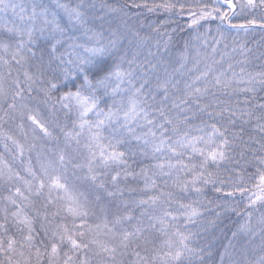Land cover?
<instances>
[{
	"label": "snow or ice",
	"instance_id": "obj_1",
	"mask_svg": "<svg viewBox=\"0 0 264 264\" xmlns=\"http://www.w3.org/2000/svg\"><path fill=\"white\" fill-rule=\"evenodd\" d=\"M95 7L90 0H79L75 6L0 0V53L4 54L0 55L4 69L0 71V141L21 163L26 151H36L38 163L34 168L29 157L21 176L0 156V181L11 185L8 195L0 196V264H122L118 257L130 249L134 264H205L204 249L192 246L196 233L182 231L178 223L191 224L203 213L197 201L185 204L180 196L201 195L205 187L217 184L221 186L217 192L232 189L228 198H247L245 221L238 231L254 234L255 214L264 251V103L241 109L220 98L237 91L254 98L255 87L233 85H252L256 77L237 80L235 72L229 77L213 60L180 87L175 77L190 70L185 54L179 68H173L168 55L171 36L152 45L150 37L135 33V51L126 50L118 29L109 28L106 36L104 30L90 26ZM100 7L122 11L111 5ZM161 7L171 11L177 5ZM257 9L262 12L259 19L246 14ZM179 11H185V4H179ZM187 15L190 27L219 21L220 39L213 41L217 46L227 39L221 28L247 33L259 27L264 32V0H198ZM240 49L247 51L242 44ZM216 51L213 47L212 52ZM257 76L264 87V73ZM68 82L75 91L58 98L52 95ZM73 109L76 119L69 127L61 123L58 113L68 120ZM253 119L260 139L250 136L245 141L243 127L240 132L234 129L238 122L242 126ZM9 120L19 121L16 127L25 143L4 129ZM238 140L240 156L250 152L258 165L251 176L257 181L252 188L240 173L238 180L227 185L221 179L220 169L233 161ZM48 143L52 146L45 147ZM81 152L86 153L84 162L73 167L84 172L77 178L85 182L84 191L68 179L71 153ZM137 155L154 163L134 175L128 171V160ZM129 177L143 180L139 191L146 198L121 200L123 211L113 213L110 198L123 195L120 179ZM134 208L141 209L139 216L133 215ZM90 219L98 222L90 224ZM154 232L163 234L162 247L153 249L151 257L141 256L133 244L139 247L137 242ZM226 261L264 264V255L253 261L243 250L234 254L225 248L219 264Z\"/></svg>",
	"mask_w": 264,
	"mask_h": 264
},
{
	"label": "trees",
	"instance_id": "obj_2",
	"mask_svg": "<svg viewBox=\"0 0 264 264\" xmlns=\"http://www.w3.org/2000/svg\"><path fill=\"white\" fill-rule=\"evenodd\" d=\"M24 2L29 3L30 0H24ZM43 2L48 5L61 3L75 6L79 0H43ZM90 2L96 5L95 9L90 13V17L93 21L90 26L94 27L97 31L104 30L106 36L109 28L118 29L120 34L124 37L123 47L126 50L135 51L133 46L135 42V33H139L141 37H150L152 45H154L156 41L163 43L169 39V36H171L168 55L171 59L172 66L174 67L175 58L181 54H187V51L190 53L189 56L192 57L191 61H189V66H186V69L190 71L185 72L183 76L184 81L190 76L198 75L199 71L204 70L205 65L210 63V58H214L215 61L220 62L215 65V67L219 68L221 71H226V67L229 64L232 62L234 64L237 62L239 63L243 58H249L248 60H251L248 64L253 70L259 71L255 68L256 66L260 70H264V32H262L259 27H257L255 31L250 30L247 33L226 31L224 28H221L220 31L227 36V39L217 46L213 41L220 39V36L216 31L219 25L218 20L201 21L199 25L190 27L191 19L187 15V9L194 6L198 0H90ZM204 2L211 3V0H204ZM137 4L140 5V7L134 6ZM145 4L148 7H145ZM164 4H176L177 7L169 11L161 7V5ZM179 4H185V11L183 13L179 11ZM101 5H111L112 7L121 8L122 11L109 12L106 8L102 9L100 7ZM246 14L249 15L250 18L254 16L259 19L262 12L260 9H257L254 13ZM240 22L243 21H233V23ZM157 29H159V33L156 31ZM2 31L3 30H0V32ZM197 36L202 37V39L199 41L196 40L195 38ZM204 40L207 41L206 45L204 44ZM186 42L188 43L187 49H185ZM241 44L247 49V51H241ZM198 46H200V48ZM213 47L217 48L215 53L212 52ZM233 49H235V51H233ZM152 50L155 51L154 46L152 47ZM161 51H163V48ZM0 55L4 54L0 53ZM5 58L9 57L5 56ZM197 60L199 61L198 64H196ZM236 67H239L240 72L238 73L241 74L242 66ZM3 70L4 69L0 68V71ZM13 75H15V71L13 72ZM260 87H262L261 84ZM260 87L256 89L254 98L253 94L244 91H237L231 96H221L220 98L228 100L233 106L239 108L240 106H243V101H245L244 104H246L247 101L249 105L248 108H250L254 104L264 103V87ZM75 90L76 88L73 87L72 83L68 82L67 87L62 86L59 91L53 92L52 95L58 98L66 91ZM33 95H35V93H33ZM241 109L246 108L243 107ZM41 112L47 115V112L43 107L41 108ZM256 113L259 114V109H256ZM58 115L61 123L66 122L68 126L71 127V119L65 120L63 112H59ZM194 122L199 123L198 120ZM18 123V120H9L4 123L3 127L6 131H9L12 135L16 136L21 143H25L23 135L16 127ZM241 127L244 129L243 139L245 141H247L250 136L260 139L258 132L254 130V119L248 124L242 126L239 125L238 122V126L234 131L240 132ZM26 131H29V135H31L30 130L27 129V125ZM61 139L63 138L61 137ZM37 143L39 148V145L43 142L41 141ZM236 144L237 147L234 149L233 161L220 169L221 179H223L227 185L238 180L239 177L237 176V173H240L243 175L245 185L252 188L257 181L251 179V176L255 173L258 165L255 163L250 152L245 151L244 156L241 157L240 152L242 149L239 147L240 141H236ZM51 146L50 143L45 144V147ZM9 147H12L11 144H9ZM251 147L255 148L257 145L252 144ZM71 155L73 156V159L72 163L68 165V179L71 183L76 184L82 191H84L86 190L85 182L77 179L78 177H82L84 172L75 169L73 165L76 163H83L86 153H71ZM0 156H2L15 171H18L21 176H25V167L29 162V157L31 158L33 167H38L36 151H26L22 158L23 163H21V158L16 157L15 152L5 150L3 141H0ZM237 162L239 167H237ZM152 163H154V161L145 160L143 157L137 155L128 160V171L135 175L140 172L142 167H147ZM112 174L115 173L113 172ZM157 182L158 184H163L162 180H158ZM119 186L124 189V192L122 196L117 195L115 198H110L114 205L112 207L113 213L118 214L119 211H123V205L120 203L121 200L130 203L141 198H146L143 193L139 191L143 188V180L139 177H129L127 179L121 178ZM8 187H11V185H6L4 182L0 181V196L8 195V191L6 190ZM216 187L221 186L219 184L215 187L208 185L203 189L201 195L185 193L180 196L181 202L185 204L197 201V207H199L200 211L203 213L200 219L191 224L185 225V221L183 220H180L178 223L180 224L182 231L187 230L196 233V240L192 246L204 249L205 264H219V257L223 254L228 245L236 250L248 239H256L257 237L258 239H261L260 229L256 226L255 214L253 219L254 234L238 231L239 226L245 221L244 211L247 198L245 197L243 200H241L239 196L235 199L228 198L227 193L232 190L230 187H223L220 192L216 191ZM109 190L113 189L110 187ZM170 190L172 189L165 188V191ZM53 195H55V193ZM140 211L141 209L134 208L133 215L139 216ZM97 215H99L98 212ZM97 222L98 221L95 219L89 220V223L93 225ZM233 233H236V235L234 236ZM164 239L162 233H148L146 240H140L137 242L139 247H137L136 244H133L132 248L139 251L141 256L148 255L151 257L154 254L152 250L160 249ZM251 249L252 250L250 251H246L248 259L250 260L255 261L261 255H264V251L261 250V247L258 250L252 247ZM131 251L132 250L130 249L128 253L118 257L122 261V264H134L136 257L131 254ZM240 251L242 250H239L238 253ZM225 264H227V261Z\"/></svg>",
	"mask_w": 264,
	"mask_h": 264
},
{
	"label": "rangeland",
	"instance_id": "obj_3",
	"mask_svg": "<svg viewBox=\"0 0 264 264\" xmlns=\"http://www.w3.org/2000/svg\"><path fill=\"white\" fill-rule=\"evenodd\" d=\"M11 19V17H10ZM0 30H3V29H0ZM200 48V46H198ZM222 50V49H221ZM232 50V49H231ZM189 52L187 51V54H185L187 56V64L186 66H189V61H191V56H189ZM238 56V55H237ZM197 58V57H196ZM230 58V57H229ZM233 59V58H232ZM230 59V60H232ZM249 59V58H248ZM248 59H245L243 58L242 60L239 61V63L237 62L236 64H234L233 62L231 63L232 65V68L231 70L228 69V66L226 67V72L227 74L229 75V77H231L232 73L235 72L237 74L236 76V79L239 80L241 78H243L244 80H247L249 78V76H254L256 77V82L253 83L252 85H246V84H234L233 87H236L238 89H243L245 87H255L256 89H258L260 87V83H259V77L257 76L258 73H261V72H264V70H260L257 66L255 68H257L259 71H255L253 70V68H251L249 66V62L251 60H248ZM215 60L214 58H210V63H212V61ZM184 61L181 59V55L176 57L175 58V62H174V67L173 68H179L180 66V63H183ZM263 63V62H262ZM236 66H242V68L244 69V73L243 74H240L238 72H240V69L239 67H236ZM264 67V66H263ZM241 68V69H242ZM264 69V68H263ZM171 70V69H170ZM261 71V72H260ZM176 80H179L180 81V87H182L183 83L185 82L184 81V77L180 76L179 74L175 77ZM262 88V87H260ZM245 101H243V106H240V108H248L249 105L248 103L244 104ZM108 105H111V100L108 101ZM101 107H104L105 110H107V106L106 105H101ZM71 116V123L76 119V116H75V110L73 109V112L70 114ZM89 119H94L93 116L89 115L88 117ZM105 135H108L107 132H105ZM83 143V142H82ZM123 150V149H121ZM255 236V235H254ZM247 244V245H246ZM252 248H255V249H259L261 247V239H258V237L255 239V238H252V239H248L246 240L243 244H241L240 247H238L236 250H234V248L230 245H228L226 248L229 249V251L233 252L234 254H237L239 250H243V251H250L252 250ZM247 253V252H246Z\"/></svg>",
	"mask_w": 264,
	"mask_h": 264
}]
</instances>
